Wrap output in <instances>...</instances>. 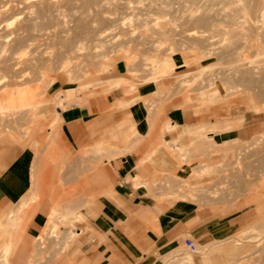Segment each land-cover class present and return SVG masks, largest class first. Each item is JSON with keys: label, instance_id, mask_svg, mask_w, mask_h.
<instances>
[{"label": "crops", "instance_id": "obj_1", "mask_svg": "<svg viewBox=\"0 0 264 264\" xmlns=\"http://www.w3.org/2000/svg\"><path fill=\"white\" fill-rule=\"evenodd\" d=\"M155 81L134 77L118 61L100 74L101 88L86 84L90 87L82 93L58 94L64 108L56 107V143L68 162V184L78 177L86 199L80 208L84 220L64 231L66 250L56 246L44 262L33 260L36 240L56 207L43 198L48 190L39 199L33 188L38 155L21 142L0 145V264L230 262L228 248L248 225L250 212L223 208L200 187L220 178L235 159L237 142L260 132L264 116L213 105L198 110L188 98L167 93L162 80ZM53 87L55 95L67 88ZM97 145L102 152L95 151ZM31 190L39 201L24 198ZM70 212L73 221L76 213ZM185 239L196 244V252L187 250ZM186 256L190 263H181Z\"/></svg>", "mask_w": 264, "mask_h": 264}, {"label": "rangeland", "instance_id": "obj_2", "mask_svg": "<svg viewBox=\"0 0 264 264\" xmlns=\"http://www.w3.org/2000/svg\"><path fill=\"white\" fill-rule=\"evenodd\" d=\"M259 1L264 0H0V6L5 5L0 9V96L12 91L17 101L20 89H33L41 101L38 117L27 109L0 113V145L12 140L32 148L38 155L33 185L38 198L46 189L43 198L59 214L76 213L73 221L58 224L55 237L44 227L33 260L46 261L59 245L66 250L64 231L84 220L80 208L86 194L78 177L68 184V162L56 143L59 105L54 103V84L55 89L74 86L78 93L86 90L80 88L84 84L101 88L100 74L118 61L125 62L134 77L146 80L148 59L178 56L183 65H174L169 75L155 81L162 80L167 93L187 95L198 110L213 105L264 116V30L255 23ZM184 73L187 87L179 85ZM214 89L221 98L212 103L200 99L199 94ZM235 148L234 161L200 192L211 201L221 200L223 208L250 212L248 225L228 248L226 264H264V125ZM181 263H190V256Z\"/></svg>", "mask_w": 264, "mask_h": 264}, {"label": "bare ground", "instance_id": "obj_3", "mask_svg": "<svg viewBox=\"0 0 264 264\" xmlns=\"http://www.w3.org/2000/svg\"><path fill=\"white\" fill-rule=\"evenodd\" d=\"M253 1V0H252ZM237 2V1H236ZM244 2V1H243ZM246 2V1H245ZM259 2H261V1H259ZM258 2V3H259ZM227 3V2H226ZM235 3V2H234ZM250 3V2H249ZM251 4V3H250ZM249 5V4H248ZM4 7H5V5H2V6H0V9L2 10H4ZM256 9H257V12H255V9H254V12L255 13H257L256 14V17H255V23H258L259 24V28L260 29H262V30H264V1H262L261 3H260V5L258 6V8L256 7ZM0 10V11H1ZM248 13V12H247ZM248 14H250V12L248 13ZM249 16V15H248ZM239 17V16H238ZM246 18H247V16H245ZM251 17H252V15H251ZM240 18V17H239ZM249 18H250V16H249ZM202 19V18H201ZM248 19V18H247ZM246 20V19H245ZM252 20H254V19H252ZM241 21V20H240ZM248 21H249V19H248ZM128 22V21H127ZM126 23V22H125ZM124 23V24H125ZM130 23V22H129ZM132 23V22H131ZM130 23V24H131ZM123 24V25H124ZM257 24V25H258ZM129 24H127V26H128ZM133 25V24H132ZM248 27V26H247ZM246 27V28H247ZM130 29V28H129ZM132 29V28H131ZM134 29V28H133ZM245 29V28H244ZM256 31V30H255ZM203 32V31H202ZM262 32H264V31H262ZM191 34H195L194 33V31H192L191 32ZM202 34V33H201ZM205 34V33H204ZM248 34V33H247ZM259 35H260V33H259ZM247 36V35H246ZM261 37V36H260ZM256 39V38H255ZM257 39H259V37H257ZM262 40H264V39H262ZM262 42H264V41H262ZM260 44V43H259ZM262 44H264V43H262ZM247 48V47H246ZM213 49V48H212ZM209 51V50H208ZM125 52V51H124ZM209 52H211V50L209 51ZM207 53V52H206ZM116 55V54H115ZM174 55V54H173ZM206 56H207V54H206ZM209 56V55H208ZM199 58V57H198ZM197 58V59H198ZM200 58H202V57H200ZM249 61V60H248ZM198 62V61H197ZM62 64H66L67 65V61H65V63L63 62ZM135 64V63H134ZM184 64H185V62H184ZM146 66H149V68H150V73L148 74V77L146 78V80H153V81H155V80H158V79H162V78H164L165 76H167V75H169V73L171 72V70H172V68H173V66L174 65H177V66H179V65H183V62H182V60L178 57V56H174V57H163V58H150V59H148V63H146L145 64ZM177 66H175V67H177ZM148 68V69H149ZM204 68H206V67H203L202 69H200V71H199V73L201 72V70L203 71L204 70ZM127 69V68H126ZM135 69V68H134ZM249 69V68H248ZM105 70H106V68H105ZM131 70V69H130ZM198 71V70H197ZM244 71V70H243ZM260 72V71H259ZM192 73V72H191ZM250 73V72H249ZM193 75V74H192ZM191 75V76H192ZM195 75H196V73H195ZM195 75H193V76H195ZM197 75H198V73H197ZM74 76V75H73ZM188 73H184V75H183V77H181L180 79H179V85H181V87H184V86H186L187 87V85L189 84V79H188ZM233 76V75H232ZM180 77V76H179ZM235 77V76H234ZM79 78H81V77H79ZM189 78H191L190 77V75H189ZM255 79H257V78H255ZM51 80V82L53 83L54 82V79L52 78V79H49V81ZM115 81H116V79H114ZM118 81V80H117ZM116 81V82H117ZM124 81V80H123ZM122 81V82H123ZM108 82V81H107ZM116 82H113L112 84L113 85H115L116 86ZM128 82V81H127ZM191 82V81H190ZM240 82H242V81H240ZM104 83H106V82H104ZM110 83L111 82H109V85H110ZM119 83V82H118ZM123 83H125V82H123ZM123 83H122V85H123ZM48 84V83H47ZM49 84H51L50 82H49ZM101 84V83H100ZM120 84V83H119ZM212 84V83H211ZM46 85V84H45ZM80 85V84H79ZM93 85V84H92ZM95 85V84H94ZM97 85V84H96ZM108 85V86H109ZM112 85V86H113ZM99 86V85H98ZM112 86H111V88H112ZM114 86V87H115ZM119 86V85H118ZM47 87V86H46ZM90 87V85L88 86V85H86V84H84V85H81L80 86V88H89ZM92 87V86H91ZM10 88V87H9ZM15 88V87H14ZM23 88V87H22ZM79 88V89H80ZM257 88V87H256ZM46 89V88H45ZM107 89V88H106ZM108 89H110V87H108ZM262 89V88H261ZM11 90V89H10ZM33 90V89H32ZM32 90H30V91H27V90H24V89H20V91H19V93L17 94L18 95V98L16 99L17 101H15V96H14V92H12V91H9V92H5L4 94H3V96H0V113L2 112V114L3 113H5L6 111H12V109L14 110H18V109H27V110H29L30 111V113H33V118L34 117H36L37 116V113H36V110L39 108V106L41 105V101H39L40 99L39 98H37V95H36V93L35 92H31ZM76 90H78V89H76L74 86H70V87H67L66 89H65V91L63 92L64 93V95L66 96V97H70V96H72L73 94H74V92L76 91ZM83 90V89H82ZM257 90H258V88H257ZM5 91H7V90H5ZM40 91V90H39ZM259 91V90H258ZM262 91H264V90H262ZM4 92V91H3ZM62 92V91H61ZM61 92L59 93H57L56 95H55V97H54V103L55 104H57V105H62V102H63V99H61V97H60V95H58V94H61ZM255 92V91H254ZM17 93V92H16ZM15 93V94H16ZM42 93V92H41ZM260 93H262V92H260ZM1 94V93H0ZM16 95V96H17ZM199 96H200V99H202V101L203 102H211L212 103V101H214V100H217L220 96H219V94H218V90L217 89H214V90H212V91H209V92H207V93H205V94H202V95H200L199 94ZM219 96V97H218ZM185 98H188L187 97V95H186V97ZM221 98V97H220ZM4 101H5V103L6 102H9V104L8 105H5L4 104ZM210 104V103H209ZM256 108V107H255ZM262 108H264V107H262ZM258 109V108H257ZM259 109H261L260 107H259ZM10 111V112H11ZM258 111H261V110H258ZM13 113V112H12ZM16 113V112H15ZM38 117V116H37ZM52 122V121H51ZM54 122H57V114L54 116ZM226 125H227V123H225ZM211 125V124H210ZM214 125V124H213ZM228 125H229V123H228ZM217 126V125H216ZM221 126V125H220ZM220 126H219V128H220ZM224 126V125H223ZM222 126V127H223ZM205 127V126H204ZM208 127H211V126H208ZM196 128H198V127H196ZM196 128H194V130H196ZM217 128V127H216ZM198 129H200V130H202L203 131V129H202V127L200 128H198ZM197 129V130H198ZM207 131H209V129L208 128H205ZM204 129V132L206 131ZM214 129V128H213ZM191 131V130H190ZM193 131V130H192ZM191 131V132H192ZM194 132V131H193ZM192 132V133H193ZM204 132H202V135H203V133ZM212 132V131H211ZM195 133V132H194ZM196 133H198V132H196ZM201 133V132H200ZM25 134V133H24ZM204 138V137H203ZM254 141V140H253ZM229 142V141H228ZM223 144H225V142L223 143ZM227 144V143H226ZM166 146V145H165ZM94 148H96V147H94ZM170 149V148H169ZM222 149V148H221ZM92 150H95V149H92ZM171 150V149H170ZM174 150V149H173ZM188 150V149H187ZM96 152H98V153H100V152H102L103 151V148L101 147V146H98L97 145V148H96V150H95ZM175 151H176V149H175ZM176 152H178V151H176ZM188 153V152H187ZM179 154V156H180V154H181V152H179L178 153ZM184 154H185V152H184ZM182 155H183V153H182ZM178 156V155H177ZM181 158H182V156H180ZM185 158V157H184ZM184 159L182 158V162H184L183 161ZM186 161V160H185ZM229 164V163H228ZM222 166V165H221ZM199 170H201V168L199 169ZM199 170H198V172H199ZM212 170V169H211ZM213 171V170H212ZM215 171H217V170H215ZM197 173V172H196ZM199 173H201V171L199 172ZM195 174V173H194ZM171 180V179H170ZM176 181V180H175ZM182 185V184H181ZM35 189V188H34ZM195 189V188H194ZM189 190V189H188ZM188 190H187V193H188ZM196 190V189H195ZM252 190V189H251ZM182 191V190H181ZM190 191V190H189ZM32 193V192H31ZM35 193H37V192H35ZM191 193V192H190ZM31 195V194H30ZM192 195V194H191ZM39 196V195H38ZM189 196V195H188ZM194 196H195V194H194ZM192 197H193V195H192ZM189 198H191L190 196H189ZM36 199V195L34 194V191H33V194L30 196V201L31 200H35ZM191 199H193V198H191ZM196 199V198H195ZM36 200H38V199H36ZM26 201V200H25ZM22 202H24V200L22 201ZM27 202V201H26ZM32 202H34V201H32ZM29 203V202H28ZM30 204V203H29ZM21 205V204H20ZM28 205V204H27ZM23 207H25L24 206V204H23ZM21 208H22V205H21ZM20 208V209H21ZM22 210V209H21ZM12 213V212H11ZM15 213V212H14ZM24 213V212H23ZM59 214V210L57 209V208H54L53 210H52V213H51V215H50V219H54V220H51V221H53L54 223H52L51 224V222H50V219H49V223H50V225H48L49 226V234H50V236H56V232H57V228H58V224L60 223H64V222H66V221H70L71 219H72V216H73V214L70 212V213H61V214H59L60 216H57ZM6 217V216H5ZM15 217L16 216H14V219H15ZM56 217H58V219H56ZM17 219V218H16ZM56 219V220H55ZM5 220V219H4ZM13 220V219H12ZM56 221V222H55ZM10 222V221H9ZM48 222V221H47ZM18 224V223H17ZM17 224H16V226H17ZM1 225V224H0ZM47 225V224H46ZM15 226V225H14ZM9 231V230H8ZM10 231H11V229H10ZM10 233V232H9ZM6 234V233H5ZM73 234V233H72ZM41 237H43V236H41ZM41 237L40 236H38V239L40 240V242H41ZM7 241V240H6ZM15 242V241H14ZM238 243H240V242H238ZM207 244V243H206ZM9 245V244H8ZM15 245V244H14ZM4 246V245H3ZM6 247V246H5ZM13 248V247H12ZM2 250V249H1ZM7 250V249H6ZM8 250H9V248H8ZM3 251V250H2ZM2 254V253H1ZM4 254V253H3ZM183 254V253H182ZM6 256H7V253H6Z\"/></svg>", "mask_w": 264, "mask_h": 264}, {"label": "built area", "instance_id": "obj_4", "mask_svg": "<svg viewBox=\"0 0 264 264\" xmlns=\"http://www.w3.org/2000/svg\"><path fill=\"white\" fill-rule=\"evenodd\" d=\"M184 245L187 248V250L191 253H194L197 251V246L191 239H185Z\"/></svg>", "mask_w": 264, "mask_h": 264}]
</instances>
